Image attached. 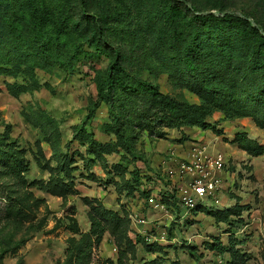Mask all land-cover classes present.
<instances>
[{
	"label": "rangeland",
	"instance_id": "1",
	"mask_svg": "<svg viewBox=\"0 0 264 264\" xmlns=\"http://www.w3.org/2000/svg\"><path fill=\"white\" fill-rule=\"evenodd\" d=\"M262 1L235 0L236 3L225 8V11L239 18H243V14L249 16L253 13L258 22L252 20L251 25L258 23L259 31L264 36ZM170 3L171 0H87V11L100 21L107 43L123 51V68L129 77L153 83L174 103L199 106L204 101L195 92L197 88H191L190 81L179 77V74H174V79L166 73L172 69L162 56L165 36L172 27L168 23ZM6 7L12 9L9 16ZM201 9H210V12L222 15L208 6V2ZM30 12L39 15L36 23L40 24L41 30L38 32L33 23H20L26 29L11 33L9 39L3 38L4 41L16 44L14 34L20 35L23 42L51 41L54 53L47 61L48 68L27 70L23 66L6 67L8 72L0 75L2 147L11 145L6 150L18 152L28 167L22 174L23 180L14 177L2 180L4 189H13L14 192L3 190L0 197V264H149L153 261L158 264H229V251L239 254L240 257L235 260L237 264H264V153L252 156L238 152L235 154H240L239 158H234V154L230 155L231 159L225 157L227 164L220 173L222 188L218 199L227 204L226 210L232 205L243 208L238 220L231 218L230 222H217L209 212L196 217V220L192 218L195 213L181 219L178 212L168 207L154 209L148 202L149 196H145L143 201L138 199L131 205L120 202L123 203L120 204L121 208L114 211L123 219L117 238L102 230L101 223L100 230L92 228L88 221L91 195H96L95 199H99L98 195L103 197L102 201L108 202L107 206H114L116 201L122 200L117 198L118 193L109 184L105 189L102 185L93 184L82 188L84 182L81 180L86 179L83 167L88 158V142L93 136L112 141L111 154H121L127 163L122 162L120 167L128 170L137 168V158L140 161L146 159L143 150L146 144H150L148 131L140 130L143 128L130 130L128 122L136 120V117H124L121 113L119 125L132 136L131 139L137 137L135 142L130 139L126 143L123 139H117L112 134V129H115L112 123L109 131L103 130L106 122L113 121L110 106H118V92L112 94L111 101L101 103L95 115L85 119L86 107L96 100V84L100 77H104L111 63V54L107 47H103L98 34H93L92 25L88 28L79 26L82 21H79L77 0H0V27H7L5 21L8 17L9 23L13 24L15 15H24L28 20ZM27 29L31 32L26 33ZM242 29L241 25L233 28L219 42L220 45L229 43L240 49L243 43ZM2 36L1 33L0 39ZM209 43L210 39L207 41L210 48ZM213 49H210L212 55L215 53ZM76 52L78 56L74 58ZM238 97L237 100L249 114L237 115L231 121L244 119L243 122L250 123L251 130L248 129L251 132L248 134L251 138L248 140L264 151V110H261L262 106H257L258 97L254 87H251L246 98L243 95ZM239 109L241 107L233 111L237 113ZM223 118V112L215 111L204 122L212 125L230 121ZM74 126L78 130H73ZM73 134L87 143L80 145L72 139ZM89 169L101 174L100 167ZM108 171L111 178L107 176L106 179L110 183L114 170ZM183 178L178 184L184 183L186 177ZM163 179L161 185L152 180L151 194L159 191L158 188L164 192L168 184L171 192L163 199H168L175 206L173 193L177 190L171 178L164 175ZM52 181L54 185L66 181L63 182L65 190L76 194L64 199L53 196L51 193L59 187L53 188ZM114 182L118 183L116 180ZM153 198L162 203L157 197ZM92 202L104 209L98 201ZM10 203H20L27 213L26 218H18L9 212L7 207ZM132 213L145 217L148 221L146 229L139 228L132 221ZM154 217L156 219L153 220ZM75 227L78 228L77 232H73ZM139 229L142 232L145 229L146 233L140 236ZM190 235L196 237L198 246ZM209 246H213L214 250H210ZM221 246L224 248L222 254L217 249Z\"/></svg>",
	"mask_w": 264,
	"mask_h": 264
},
{
	"label": "trees",
	"instance_id": "2",
	"mask_svg": "<svg viewBox=\"0 0 264 264\" xmlns=\"http://www.w3.org/2000/svg\"><path fill=\"white\" fill-rule=\"evenodd\" d=\"M207 2L208 6H212L222 15H216L210 12V9L203 11L201 7ZM259 2L263 3L262 0H259ZM209 3L212 4L209 5ZM235 3V0H182L181 3L178 0H171L168 23L172 27L170 33L165 36L162 56L165 63L170 65L172 69L166 71V73L174 79V74H179V77L188 79L190 81L189 86L197 88L195 92L204 101L199 106L190 104L182 106L168 99L153 83L138 77H129L126 74L123 68V51L119 47L107 43L106 34L100 21L98 18L95 19L96 15H91L87 11V0H77L79 21H82L79 26L83 25L88 28L89 25H92L94 28L93 34H98L103 47H107L106 49L111 54V63L106 68L104 77H100L99 82L96 84V100L86 107L85 119L95 115L101 103L111 101L112 94L118 92V106L116 108L114 105L110 106L113 121L106 122L103 125V130L105 132L109 131L110 123H112L115 127V129H112V134L117 139H123L127 143L130 142L132 136L126 134V131L120 127V113L124 117L135 116L136 120L128 122L129 127L131 126L129 129L138 130L143 128L140 130H147V137L150 139L163 137L165 134L164 129L181 127L212 130L220 133V131L215 130L214 125L205 123V118L215 111L223 112V120L227 118V120H232V117L237 115L239 117L247 116L249 113L246 107L237 99L239 95L246 98L250 94L251 87H254V92L258 97L257 106H262L260 108L264 110V36L259 31L258 23H255L254 26L251 25L252 20H258L253 13H250L249 16L243 14V18H239L225 11V8H229L231 4L234 5ZM6 11L7 16H9L12 9L6 7ZM18 14L20 13L18 12ZM38 16V14L30 12L27 20L24 15H15L12 21L13 24L9 23L10 17H8V20L5 21L7 27H0V34L3 35L0 39V75L8 72L6 67L21 68L23 66L27 70L49 67L47 61L51 60L54 53V46L51 41L47 43L23 42L20 35L14 34L13 37H16L17 42L11 45L10 42L8 43L3 39H9L13 32L26 29L20 23L27 25L33 23L39 32L41 30L40 24L36 23ZM239 25L243 27L241 48L237 49L229 43L224 46L220 45L219 42H222L223 38L227 37L233 31V28ZM28 29L26 33L31 32ZM209 39L210 48L207 47ZM211 48L215 50L213 55L210 51ZM78 52L74 54V58L78 56ZM239 107H241L240 111L235 113L233 110ZM74 129L78 130L75 126ZM136 138L133 137L131 140L135 142ZM72 139L79 142L80 145L87 143L75 134H73ZM234 142L248 155L259 156L264 153L263 149L258 147L255 142L248 140L244 133L237 135ZM3 143L4 139L0 138V197L3 196V190L6 191L2 184L5 177L21 179L22 174L28 170L25 159L19 156L18 152H8L6 149L10 148L11 145L2 147ZM87 146L86 156L88 158L86 159L85 168L88 169L96 161L104 162V156L112 153L114 145L112 141L98 142L93 136ZM137 159L140 160V158ZM122 162L127 163V160L121 156L120 162L111 165L110 170H114L113 174L120 178L123 187L130 194L133 191V186L124 180L127 169L120 167L123 164ZM102 167L105 168L104 165ZM107 174L110 175L111 172L109 171ZM87 177L93 181L95 180L93 175H87ZM71 181L73 182V180ZM138 181H140L139 177L133 172L132 182L137 184ZM63 182L54 185L55 182L52 181L51 186H54L53 188L59 187L56 192L51 193L53 196L64 199L67 196L76 194V192L66 191V185ZM121 187L120 189L117 188L119 193L122 190ZM9 190L6 192H14L13 189ZM144 192L146 191L142 190V194H145ZM90 202L92 204L89 203L88 221L91 223L92 228L100 230L99 224L101 223L104 226H102V230H106L111 236L117 238V233L123 225V219H120L121 217L116 212L102 209L97 206V203ZM7 210L18 218L25 219L27 216L24 207L20 206V203H10ZM242 211V207L234 205L225 211L207 212L217 222H230L231 218L238 220ZM77 230L78 228L75 227L73 232H77ZM208 248L214 250L213 246ZM217 249L221 254L224 252L222 246ZM228 253L231 259L229 264H237L235 260L240 257L237 251H229ZM149 264L158 263L153 261Z\"/></svg>",
	"mask_w": 264,
	"mask_h": 264
},
{
	"label": "crops",
	"instance_id": "3",
	"mask_svg": "<svg viewBox=\"0 0 264 264\" xmlns=\"http://www.w3.org/2000/svg\"><path fill=\"white\" fill-rule=\"evenodd\" d=\"M244 119H237L235 121H224V122H218V123H212V125L215 126V130L220 131V133H216L212 130H201L198 128H190V127H181V128H174V129H164L165 134L161 138L153 137L150 138V144H146L144 147V152H145V159L144 161H138L139 165L136 163L137 168H132L127 170V173L124 175V180L131 184L133 186V191L132 193L128 194L127 190L123 187L122 182L120 178L117 175H113V180L110 179V183L107 181V176L108 178H111L110 175L106 174L105 172H109L110 166L117 164L120 162L121 154H110L104 156V162H98L96 161L91 168H96L100 167V172L101 174L99 175L96 171L93 170L90 171V169L83 167L84 169V175L86 176V179H82L81 181L84 182V184H81L82 188L86 187L87 184H93L95 186H101L105 189L106 185L109 184V187H112V190H115L117 192L118 199H121L122 201H116L114 203V206L111 204L107 206L108 202L102 201L103 197L98 195L99 199H95L94 195H91L93 198H89L90 201H98L99 203L102 204V206L105 209L108 210H113L117 211L119 210L120 202H124L126 204L131 205V203L135 202L136 200L143 201L145 196L149 197H157L158 201L162 200V203L164 201L167 203L165 204V207H168L174 212H178V217L182 219V217H188L191 215V213H195L192 215V218H199L200 216H205V212L207 211H213V210H226L227 209V204H224L223 202L219 201L218 203H213L211 200H208L206 202V206H198L195 210H192L190 212L186 211L183 207H181L177 199L175 197V202L176 205L174 206L172 203H169L167 200L168 199H163L168 196V192H171V187L166 184L164 188V192H160V189L158 188L159 191L156 190L155 194H151V187L150 184L153 183L152 180H155L158 182V184L161 185V183L164 181V175H166L170 181L173 183V187L178 188L182 184H178V181L180 179H184L183 176H181L178 173V165L179 163L182 162H188L192 159L193 156V147H204L206 150V153L208 155H216L218 153L224 154V157H230L231 159V154H234L235 156H240V154H235L238 152H243L247 154L244 150H242L237 143H235V138L237 135L241 133H247V138H251L248 133L251 131V124L248 122H243ZM228 122V123H227ZM232 122V123H231ZM250 130H249V129ZM96 141L101 142V143H106L108 140H103V139H98L97 137L94 138ZM237 150V151H236ZM248 155V154H247ZM116 157L117 159H111ZM112 160H115L112 161ZM105 166L103 168L102 166ZM109 167V168H108ZM154 169L158 170L155 171ZM89 171V173H87ZM105 171V172H104ZM137 174L139 177V180L136 183L132 182V173ZM154 173L155 176H154ZM159 173V174H158ZM150 174V175H149ZM161 174V177H159ZM87 175H93L95 177V180L93 181ZM152 175V176H151ZM117 176V177H116ZM159 177V178H158ZM114 180H116L118 183H115ZM80 181V182H81ZM176 182V183H175ZM140 183V184H139ZM79 184V183H77ZM122 185V187H121ZM90 185H87L89 187ZM167 186V187H166ZM121 187V192L119 193L117 191V188L120 189ZM77 188V187H76ZM163 186H161V189ZM86 189V188H85ZM88 192L90 189H86ZM142 190L146 191L144 192L145 194H142ZM91 194V193H90ZM174 195V194H173ZM106 196H104L105 198ZM157 198H155L157 200ZM130 200V201H128ZM164 200V201H163ZM107 203V204H106ZM124 204V206L126 205ZM171 204V205H170ZM168 205V206H167ZM172 206V207H171ZM234 206V205H232ZM126 207V206H125ZM152 214L153 211H150ZM177 215V214H176ZM162 216L161 218H163ZM172 218V216L170 217ZM156 219L155 217L153 220ZM172 220V219H171ZM196 220V219H195ZM148 225V221L146 222L145 225H139L138 227L145 228ZM146 229V228H145ZM145 229L143 230L144 232L141 231L139 232V235H143L145 232ZM219 228H216V230ZM193 236V235H190ZM218 236V235H217ZM193 240H195L194 244L198 246L196 243L197 239L196 237H191ZM202 242V241H201Z\"/></svg>",
	"mask_w": 264,
	"mask_h": 264
},
{
	"label": "built area",
	"instance_id": "4",
	"mask_svg": "<svg viewBox=\"0 0 264 264\" xmlns=\"http://www.w3.org/2000/svg\"><path fill=\"white\" fill-rule=\"evenodd\" d=\"M192 151V159L178 165V173L185 176L186 180L173 193L178 204L188 212L198 206H206L208 200L218 203V194L222 188L220 173L227 164L222 154L208 155L204 147H193ZM148 202L154 209H165L153 197H149ZM131 218L136 225L143 226L147 222L145 217L136 213H132Z\"/></svg>",
	"mask_w": 264,
	"mask_h": 264
}]
</instances>
